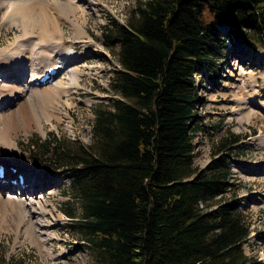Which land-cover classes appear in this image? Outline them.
Wrapping results in <instances>:
<instances>
[{
	"label": "trees",
	"instance_id": "obj_1",
	"mask_svg": "<svg viewBox=\"0 0 264 264\" xmlns=\"http://www.w3.org/2000/svg\"><path fill=\"white\" fill-rule=\"evenodd\" d=\"M102 37L117 48L110 89L119 99L95 110L91 142L50 132L25 143L34 162L70 180L69 229L91 264H244L249 228L236 204L211 205L229 191L239 139L225 136L217 158L193 166L194 74L212 70L227 39L264 45V0H146Z\"/></svg>",
	"mask_w": 264,
	"mask_h": 264
},
{
	"label": "rangeland",
	"instance_id": "obj_2",
	"mask_svg": "<svg viewBox=\"0 0 264 264\" xmlns=\"http://www.w3.org/2000/svg\"><path fill=\"white\" fill-rule=\"evenodd\" d=\"M145 1H83L81 6L83 5L82 9L86 11L78 13L75 17L82 19L81 16H84L86 18L84 28L86 32L88 31L87 34L91 35L88 34L89 38L92 37L93 43L85 41L84 44H87L83 45L76 42L69 26L61 25L62 30L64 29L62 48L76 55L74 65L82 70H80L78 86L70 89L69 94L63 95V99L68 100L72 106L64 107L63 112L67 115H63L60 121L53 117L52 124L42 122L44 133L35 127V123L32 124L30 131L14 133L16 149L15 151L8 149L6 152L10 156L14 155L13 157L16 160L19 159L21 163L41 170L35 168L36 171H45L47 176L43 181L45 186H50L55 182L52 187H56L54 191L57 193L51 194V205L47 204L45 213H39L35 201L44 197L47 189L37 191L33 199L26 202L27 209H31L34 205L35 214L31 215V221H43V216L53 223L56 219L55 215L60 216L62 221L49 229L48 233L53 239L48 243L40 244L50 249L51 256H49L48 252H40L22 232H17L16 224L12 219L13 215L10 213L8 215L7 212L0 214V264H91L88 247L82 238L69 229L70 221L61 211L63 203L73 200V194L69 190L70 180L57 173L61 170L60 168L48 167L46 169L38 164V161L34 162L35 157H30L25 151V143L34 135L43 139L50 132L69 141H78L83 144L91 142V123L95 110L110 108L111 100L119 99V96L112 94L110 89L112 70L118 66L115 55L117 48L115 44L105 43L102 37L103 28L110 24L111 19L124 24L132 15L135 7ZM220 30L225 32L227 28L222 27ZM19 34L20 31L16 26L9 28L0 26V49L7 47L9 41ZM89 38L84 37L81 41ZM226 41L228 49H225L221 57L214 62L212 70L203 69L200 74L195 75L198 92L206 87L209 93L206 92L204 95V90L201 91L202 102L197 109V114L200 116L198 123L201 126L194 135L193 166L196 169L205 168L217 158L214 151L221 139L227 135L238 136L239 141L232 146V153L227 160L232 173L229 180L231 186L226 194L214 200L211 205L229 202L236 204V211L249 228V237L242 246L243 258L239 261L243 260L244 264H264V141H262L264 110L259 109L258 103L252 102L251 98L249 99L252 103H248L247 99L245 101L236 100V97L246 98L248 88L245 87L248 85L243 81L248 79L252 80L251 85L255 91L254 100L264 103V45L257 44L254 47L245 42L243 38ZM85 65L88 67H84ZM230 67L244 73L240 81L229 76ZM65 74L66 70H62L55 81L63 78ZM207 79L208 84H206ZM6 82L12 84L14 78L7 79ZM254 103L255 105H252ZM18 178L16 174L14 179L18 180ZM13 193L21 196V192L17 189H14Z\"/></svg>",
	"mask_w": 264,
	"mask_h": 264
},
{
	"label": "bare ground",
	"instance_id": "obj_3",
	"mask_svg": "<svg viewBox=\"0 0 264 264\" xmlns=\"http://www.w3.org/2000/svg\"><path fill=\"white\" fill-rule=\"evenodd\" d=\"M83 1L85 0H0V26L6 28L16 26L20 31V34L15 35L11 40L12 42L9 41L6 48L0 49V165H4L6 168L3 179L7 180L6 183L0 181V214L3 215L4 212H7L8 215L9 213L13 215L12 219L16 224L17 232H22L40 252H48L49 256H51L50 249L40 246V244L48 243L53 239L52 235L48 233L49 229L54 227L57 222H61L62 218L55 215L56 219L51 223L42 216L43 221L32 222L31 215L35 214L34 205L31 209H27L25 204L33 199L37 191L47 189L45 196L35 201L39 213H45L47 204L51 205V194L57 193L54 191L56 187H52L55 182L50 186H45L43 182L47 178L45 171H43L44 173L39 172L41 170L37 167L21 163L18 158L16 160L13 157L14 155L10 156L6 150L15 151L16 149L14 133L30 131L34 123L35 127L44 133L42 122L52 124L53 117L60 121L63 115H67L63 112L64 107L72 106L68 100L63 99V95L69 94L70 89L78 86L81 69L74 65L76 55L68 53L62 48L64 29L62 30L61 25L69 26L76 42L83 45L89 42L93 43L92 37L89 38L90 34L88 33V35V31L86 32L84 28V24L86 25L87 22L86 18L84 16H81L82 19L75 17L78 13L86 11L82 9L83 5L81 6ZM84 37L89 39L81 41ZM85 41L86 44H84ZM233 64L235 66V63ZM58 66L62 70H66L63 78L55 81L57 73L51 83L42 86L35 84L44 70L48 67L57 68ZM235 70L237 69L230 67L229 76L240 81L244 73ZM195 77L194 74V79ZM10 78H14L12 84L6 82ZM250 79L252 78L250 77ZM207 82L209 83L208 79L206 84H208ZM243 82L250 89L248 86L245 87L248 88L246 98L236 97V100L245 101L247 99L248 103L256 101L258 108L264 110V103L254 100L255 91L251 85L252 80L244 79ZM202 90L204 95L206 92L209 93V89L206 87H203ZM200 92H198L199 98L202 96V92L201 95ZM200 105L201 103L195 106L196 109ZM9 167L17 172L13 173ZM35 168L39 171H36ZM17 173L23 175L24 188L10 183ZM14 189L19 190L21 196L15 195Z\"/></svg>",
	"mask_w": 264,
	"mask_h": 264
}]
</instances>
